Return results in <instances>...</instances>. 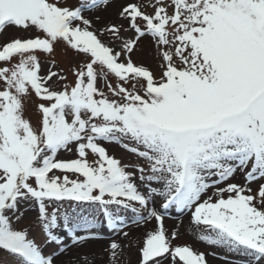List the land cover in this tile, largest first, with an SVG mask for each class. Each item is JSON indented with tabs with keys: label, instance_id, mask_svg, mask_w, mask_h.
Listing matches in <instances>:
<instances>
[{
	"label": "snow or ice",
	"instance_id": "1",
	"mask_svg": "<svg viewBox=\"0 0 264 264\" xmlns=\"http://www.w3.org/2000/svg\"><path fill=\"white\" fill-rule=\"evenodd\" d=\"M9 28L0 264H209L172 210L210 255L264 264V0H0Z\"/></svg>",
	"mask_w": 264,
	"mask_h": 264
},
{
	"label": "rangeland",
	"instance_id": "2",
	"mask_svg": "<svg viewBox=\"0 0 264 264\" xmlns=\"http://www.w3.org/2000/svg\"><path fill=\"white\" fill-rule=\"evenodd\" d=\"M71 3H76V0H70ZM112 10H109V13H105V15H111ZM26 36L28 35L27 33H20L18 32L16 29L14 28H9L3 36H0V41L3 40H7L10 39L14 36ZM142 51L140 53L136 54V59L138 60H144L146 63H153L154 62L151 61L150 59V45H148L147 41H145L144 45H142ZM50 59V58H49ZM55 59L59 62V64L62 67H67L68 64V58L62 53L60 47L57 48V52H56V56ZM45 71L47 70V64L44 65ZM28 115L32 116L33 115V108L31 105H29V109H28ZM107 147L109 148L110 153L115 154L118 158H123L124 162H128L131 159H134V157H132L129 153H126L123 149H121L119 146L115 145V144H109L107 145ZM61 158H67L69 156H71L70 153L67 152H62L59 154ZM233 182H238V183H244V179L242 174L237 173L235 180ZM165 217H170L173 219V222L178 223V221H180L181 219H184L185 222L183 225L180 226L179 228V236L183 233L185 234L189 240L192 239V246L194 250L197 251H202L206 254V257L208 259L209 264H226V261L222 258H217L216 256L210 255V253H223L224 250L219 248V247H213V246H209L204 242H201L200 240H198L196 238V235L194 234L193 230L190 229L189 226V222H190V216L185 214L183 216H180L179 213L175 212L174 210L169 211ZM167 223V219L165 220V224ZM167 225V224H166ZM155 226V222H151L149 225H147V229L148 230H153ZM177 225H175L173 228H176ZM140 233L137 232V236H139ZM181 238V236L179 237ZM117 239H119L117 237ZM107 239H105L104 241L100 242L99 244L95 245V250L97 251V253H100V250L103 248L104 245L107 244ZM174 244H179V245H184V243H182V238L179 240H174L173 241ZM189 245V244H187ZM133 260H135V256L133 254L132 257ZM234 264H241V260L240 259H235L234 260Z\"/></svg>",
	"mask_w": 264,
	"mask_h": 264
},
{
	"label": "bare ground",
	"instance_id": "3",
	"mask_svg": "<svg viewBox=\"0 0 264 264\" xmlns=\"http://www.w3.org/2000/svg\"><path fill=\"white\" fill-rule=\"evenodd\" d=\"M182 221H183V224H184L185 220H182ZM167 224H169V225H171V226L178 225V223H175V222L170 221V220L167 221ZM183 224H182V225H183ZM180 236H181V238H182V243H184V245H185V244L192 245V243H193V242H192V239L189 240V238H188L185 234H183V233H182ZM180 236H178V238H177L176 240L181 239V238H179Z\"/></svg>",
	"mask_w": 264,
	"mask_h": 264
}]
</instances>
